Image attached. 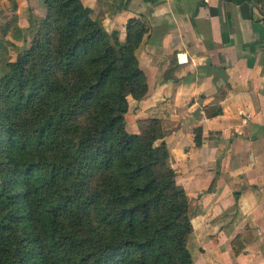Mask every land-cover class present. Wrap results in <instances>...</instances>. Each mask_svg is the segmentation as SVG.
I'll list each match as a JSON object with an SVG mask.
<instances>
[{
  "label": "trees",
  "instance_id": "1",
  "mask_svg": "<svg viewBox=\"0 0 264 264\" xmlns=\"http://www.w3.org/2000/svg\"><path fill=\"white\" fill-rule=\"evenodd\" d=\"M43 2L32 43L0 75V264H193L161 122L130 131L124 118L127 96L147 92L135 55L147 26L131 17L111 40L81 0Z\"/></svg>",
  "mask_w": 264,
  "mask_h": 264
},
{
  "label": "crops",
  "instance_id": "2",
  "mask_svg": "<svg viewBox=\"0 0 264 264\" xmlns=\"http://www.w3.org/2000/svg\"><path fill=\"white\" fill-rule=\"evenodd\" d=\"M81 2L111 40L125 39L131 17L147 26L135 49L147 92L127 96L124 118L130 131L140 118L161 122L195 202L193 264H264V0ZM246 225L250 241L236 254L231 239Z\"/></svg>",
  "mask_w": 264,
  "mask_h": 264
},
{
  "label": "rangeland",
  "instance_id": "3",
  "mask_svg": "<svg viewBox=\"0 0 264 264\" xmlns=\"http://www.w3.org/2000/svg\"><path fill=\"white\" fill-rule=\"evenodd\" d=\"M45 15L43 0H0V75L8 70V62L30 46ZM189 202L194 206L193 198ZM204 242L193 240L192 246L208 248ZM198 263L204 264L202 260Z\"/></svg>",
  "mask_w": 264,
  "mask_h": 264
}]
</instances>
